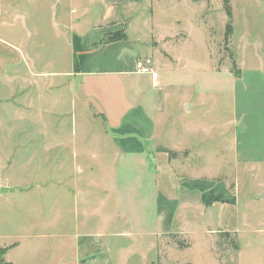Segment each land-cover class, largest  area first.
Instances as JSON below:
<instances>
[{"label":"rangeland","instance_id":"1","mask_svg":"<svg viewBox=\"0 0 264 264\" xmlns=\"http://www.w3.org/2000/svg\"><path fill=\"white\" fill-rule=\"evenodd\" d=\"M200 1L130 4L125 43L131 56H148L140 61H148L152 73L135 74L143 89H152L151 101L156 97V112L142 104L156 121L161 144L189 148L181 159L187 173L214 174L224 171L218 150L240 126L238 116L264 109V0H231V19L222 0ZM87 4L0 0V186L9 189L0 193V245L21 243L8 255L13 264H54L59 247L60 258L70 256L64 235L104 226L101 213L129 220L124 227L110 221L112 230L155 225V162L119 154L112 140L120 137L101 115L110 109L121 113L134 99L130 77L104 76L105 89L85 104L73 90L79 89L78 79L68 75L75 66L72 38L90 39L124 16L119 7L100 22L105 10ZM75 17L81 22L68 28ZM173 34L175 60L162 45ZM247 174L238 172L240 204L197 215L189 223L191 235L147 236L142 245L138 237L122 238L111 252L127 250L129 264L141 256L155 264H264V214L261 204L247 200L245 187L255 192ZM103 184L116 190L109 195ZM218 229L238 232L237 254Z\"/></svg>","mask_w":264,"mask_h":264},{"label":"crops","instance_id":"2","mask_svg":"<svg viewBox=\"0 0 264 264\" xmlns=\"http://www.w3.org/2000/svg\"><path fill=\"white\" fill-rule=\"evenodd\" d=\"M67 1L73 3L78 0ZM137 1L87 0L89 7L97 6L105 10L104 15L106 16L100 22H107L108 13L116 11L119 7L123 10L124 16L122 19L114 20L112 26L96 30V35L90 39L72 38L71 54L75 60V66L68 75L78 79L79 89L73 90L80 94V100L85 104L90 102L89 98L94 96V91L105 89L102 85L104 76L130 77V85L135 87V89H130L134 99L127 102V107L121 113L113 112L110 109L101 115L105 124L109 125L113 133H118L120 137L118 139L113 137L112 140L119 154L125 158L136 160L142 159L146 155L155 162L153 163L154 187L156 189L155 225L146 229H142L140 226L133 232L129 227L126 230H112L110 221L114 220L119 224L121 222L119 226L124 227L122 223L124 222L126 225L129 220L122 214L119 216L114 213L110 216V214L101 213L99 222L102 221L104 226H93L92 230L87 229L82 232H79L81 229L78 228L75 229L76 232L64 235V238L70 239V256L64 259L60 258L62 249L59 247V259L57 262L55 260L54 264H129L130 260L126 259L127 250L118 251L117 256L111 252L113 246L117 247L123 242L122 238L135 239L138 237L142 245V238L147 236L154 239L158 235H191L189 223H193L197 215L210 213L213 207H219L223 212L228 207H237L240 204L241 193L237 185L238 172L248 173V179H251L255 192H249L245 187L248 192L247 200L251 206L261 204L262 207L258 211L262 210L260 213L264 214V109L254 108L248 115L247 113L243 116L239 115L240 126L235 128L234 134L230 137L224 136L228 141L224 140L222 147L218 150L223 157L220 162H222V166H225L224 171L217 168L214 174H207L204 171L200 174L187 173L181 159L184 156L183 152L189 148L176 144L170 146L161 144L156 135V121L142 104L144 101L143 103L155 112L158 109L156 97L153 101L149 98L152 89H143V86L140 85L143 79L138 78L140 76L135 74L137 62L145 60L148 56H131L132 50L125 43L127 39L126 27L132 21L131 17H125V8ZM191 1L198 2L200 0ZM81 20L82 17L72 18L68 28L75 27L74 23L79 24ZM176 23H180V21ZM93 25L98 26L99 24ZM115 33H122L123 38L108 41V38ZM175 36L177 35L165 37L167 40L162 43V45H166V54L173 60L176 58L174 49L177 42L172 41ZM164 39L156 41V43L158 44ZM169 71L172 73L171 75H175L177 72ZM156 78V74L153 75L152 83L155 88L159 84ZM237 78L239 77L234 79ZM121 90L124 96L129 93V89H125V87ZM157 90L162 89H154L155 93ZM104 93L98 92L101 96ZM167 151L173 154L171 155ZM181 165L184 168L179 169ZM101 188L104 192L108 191L109 195L113 188L116 190L115 186L111 187L106 184L101 185ZM101 206L105 211V205ZM262 228L264 231V225ZM214 232H230L238 236V232L232 230L218 229ZM62 236L59 234L53 238H62ZM20 245V242L7 246L0 245V248H7L4 254L7 263L13 264L8 255L18 250ZM150 248L156 249V242H151ZM131 264L155 263L153 259L147 261L146 256H141L138 261L134 260Z\"/></svg>","mask_w":264,"mask_h":264},{"label":"trees","instance_id":"3","mask_svg":"<svg viewBox=\"0 0 264 264\" xmlns=\"http://www.w3.org/2000/svg\"><path fill=\"white\" fill-rule=\"evenodd\" d=\"M222 6H223V9H224L227 17L229 19H231V13H232L231 0H222ZM231 31H232V25L229 22L228 25L226 26V32H225L226 36H229ZM122 38H123V34L122 33H115V34H113L112 36H110L108 38V41L119 40V39H122ZM167 152L169 154H171V155L173 154V153H170L169 151H167ZM219 234H220L221 238H224V239L228 238V239L231 240L232 248H233L234 252L237 254L239 249H240L239 248V242H238V239H237V235L235 233H230V232H219ZM218 244L221 245V241ZM6 250H7V248L0 249V264H10V263H6L4 261V254H5Z\"/></svg>","mask_w":264,"mask_h":264},{"label":"built area","instance_id":"4","mask_svg":"<svg viewBox=\"0 0 264 264\" xmlns=\"http://www.w3.org/2000/svg\"><path fill=\"white\" fill-rule=\"evenodd\" d=\"M147 62L138 61L136 64V71L135 72L140 73V74L152 73V70L149 68V64H147Z\"/></svg>","mask_w":264,"mask_h":264},{"label":"water","instance_id":"5","mask_svg":"<svg viewBox=\"0 0 264 264\" xmlns=\"http://www.w3.org/2000/svg\"><path fill=\"white\" fill-rule=\"evenodd\" d=\"M8 191H9V189H8V188H5V187H2V188L0 189V193H1V194L7 193Z\"/></svg>","mask_w":264,"mask_h":264}]
</instances>
